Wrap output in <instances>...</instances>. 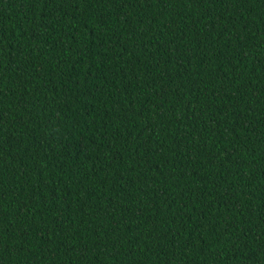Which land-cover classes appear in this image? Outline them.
<instances>
[{
  "label": "trees",
  "instance_id": "1",
  "mask_svg": "<svg viewBox=\"0 0 264 264\" xmlns=\"http://www.w3.org/2000/svg\"><path fill=\"white\" fill-rule=\"evenodd\" d=\"M0 264H264V0H0Z\"/></svg>",
  "mask_w": 264,
  "mask_h": 264
}]
</instances>
